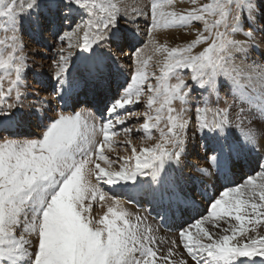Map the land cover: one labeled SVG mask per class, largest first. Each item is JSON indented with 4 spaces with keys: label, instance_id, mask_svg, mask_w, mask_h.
<instances>
[{
    "label": "snow or ice",
    "instance_id": "6c2138e0",
    "mask_svg": "<svg viewBox=\"0 0 264 264\" xmlns=\"http://www.w3.org/2000/svg\"><path fill=\"white\" fill-rule=\"evenodd\" d=\"M186 2L191 8L180 12L169 10L174 0H147L144 4L140 14L148 24L149 43L155 52L165 54L160 75L153 73L156 83H148L146 68L151 57L145 59L144 49H137L132 83L107 109L109 118L100 126L101 142L94 138L95 127L89 132L79 112H61L47 125H39L42 138L21 137L8 127L0 129V264H189L184 258L170 259L180 245L192 264H264V170L248 176L243 184L220 191L206 215L180 227L179 239L172 241L173 247L166 255L152 246L155 237L151 226L143 225L145 218L137 214L133 219V214L121 207L118 200L108 197L112 205L107 212L98 219L93 215V202L97 197L104 201L107 195L99 187L101 181L107 185L122 183L126 190L144 196L149 211L154 208L162 220L179 210L183 201L177 196L178 178L166 173L173 164L180 165L190 122L184 106L197 87L214 92L226 86L233 102L239 101L235 115L241 129L240 136L229 137L232 103L226 101L228 106L223 109H205L213 112L211 122H200L202 109L196 107L199 130H207L215 139L206 154L205 167L198 169L200 183L214 175L227 174L243 152L258 147V130L252 124L254 119L264 123V63L250 60V53L259 48L256 33L264 34V27H256L258 21L264 23V0ZM46 10L51 13L50 18L45 16ZM81 12L89 19L76 22L74 15ZM122 18L128 19L127 8L122 14L121 7L110 0H30L26 8L18 5L17 0H0V19L5 29L13 33L11 50L6 58L0 56V69L15 73L7 90L0 83V121L35 115L31 110L25 113L18 103L27 65L25 56L19 54L23 47H17L15 41L26 20L37 27H41L42 19L57 27L66 23L71 28L75 23L71 32L60 37L61 41L84 31L82 45H76L81 47V66L69 65L63 49L55 62L58 70L52 91L63 99L66 93L88 84L103 86L106 62L96 48L107 46L109 53H123L125 47H132L128 30L120 27ZM198 23L202 27H196ZM160 29H190L194 39L169 48L156 42L155 34ZM238 35L244 38L237 39ZM261 40L264 41V35ZM69 47L73 45L69 43ZM180 69L191 71L194 87L189 88L177 75ZM173 76L176 83L169 82ZM242 78L254 91L252 82L257 81L259 93L252 96L246 92ZM145 84L149 93L146 108L156 115L145 112L141 128L146 132L159 129L165 120L167 131L160 129L162 143L141 148L140 155L132 148L134 166L126 162L115 170L104 150H112L111 137L117 134L112 131L115 125L127 122L117 110H125L128 117L138 116L128 112L127 106L140 102ZM174 101L180 102L179 108L173 106ZM254 102L258 112L245 117L243 105L251 106ZM244 119L249 125L247 129L243 128ZM93 176L96 183L91 180ZM141 177H147L148 183H142Z\"/></svg>",
    "mask_w": 264,
    "mask_h": 264
},
{
    "label": "rangeland",
    "instance_id": "374dc122",
    "mask_svg": "<svg viewBox=\"0 0 264 264\" xmlns=\"http://www.w3.org/2000/svg\"><path fill=\"white\" fill-rule=\"evenodd\" d=\"M29 2L30 0H17V4L23 5L25 8ZM45 2L47 3V0H45ZM102 2H104V0H102ZM110 2L117 3L121 7L122 14L124 9L127 8L128 19H120V27L122 29L128 30L129 42L131 43L132 47H125L123 53H109L107 46H100L96 48V52L100 53L99 55L101 57L106 58V56L109 57V55L112 57L111 59L107 58L108 60L106 62L105 68L106 79L103 82L104 88H102L103 86L94 87L92 84H88L86 86H82L81 89L77 91L78 93H66L63 99L57 98L52 91L56 84L55 73L58 70L55 62L59 61L61 49H63V54L66 57H69V65L75 64L77 67L81 66L79 56L81 53V47L76 45H82L84 31L79 30L78 33L73 35L70 40L65 38L63 41H61L60 37L63 36L65 32H71L76 26L75 23L72 24L71 28H69L66 23L57 27L56 25L47 23L46 20L42 19L40 31H38L37 27L33 25V23H30L27 20L22 25L19 32V38L15 41V45L17 47H23V52L19 54L25 56L27 66L26 70L22 73L21 84L24 85V87L21 88L22 95L18 103L23 105V110L25 113L31 110L35 112V115L27 116L24 119L16 117L17 120L22 124L26 123L24 126V128H26H18L19 131H17L16 134L27 138H42L43 129L39 125H47L50 120L57 118L61 112L66 115L79 112L81 113L82 121L86 123L89 132H91L93 127H95V132L93 134L94 138L98 143L101 142L103 140V135L100 132V126L103 121H106L109 118L107 109L113 105L115 100L120 99L124 95V90L132 83L131 77L137 69L136 56L134 55L137 49H144L145 59L151 57L148 67L146 68V72L149 76L148 83L155 85L156 80L152 74L155 73L156 76L160 75V66H162V61L165 54L155 52L152 45L149 43L151 37H149L147 33L148 24L145 21V17L140 14L147 0H110ZM211 2L212 0H199L200 4ZM188 8H191V5L187 3L186 0H184V2H182V0H174V5L169 10L180 12ZM45 16L50 18L51 13L46 10ZM88 19L89 17L82 12L74 15V20L76 22H80L81 20L87 21ZM209 19L211 20L214 18L209 17ZM132 20H135V23H131L130 21ZM196 27L199 28L202 27V25L198 23ZM256 27H264V23L258 21ZM245 31H247V26H245ZM12 35L13 33L11 30H6L4 21L0 19V41H3V43H0V56L5 58L7 57V54L13 45V41L11 39ZM205 35H207V33H205ZM262 35L264 34L257 32L256 40L264 47V41L261 40ZM155 36L156 42L158 44L166 45L169 48L183 46L194 39V34L190 29H160L156 32ZM69 43H71L73 47L70 48ZM197 50H199V46ZM84 55H87V52H84ZM250 60H256L258 62L264 63V49L259 46L258 49L252 50L250 53ZM158 62H160L159 65ZM72 75H75V68H73ZM177 75L181 76L187 82L189 88L194 87V84L191 80L192 73L190 70H177ZM14 79V71L0 69V83H2V86L5 90H7L10 86V81ZM169 82L176 83L177 81L175 76H173ZM252 83L255 87V91L252 87H248V81L246 79H241V84L245 85L244 90L250 95L255 96L259 93V84L255 80ZM42 84L44 86L43 90H41ZM148 94L147 84H145L144 94L141 96L140 102L137 105L127 106L128 112L137 113L139 114L138 116L133 115L128 117L125 115V110H117V112L124 119H126L127 122L123 125H115L112 131L116 132L117 134L111 137L112 150L107 148L104 150L109 160L112 161V168L115 170H119L120 166L126 162L131 163L134 166L135 159L132 156L133 147L137 149V155H140L139 150L141 148H150L156 143H162L160 129H163L165 132L167 131L165 120L161 121L159 129L151 128L146 132L141 128L145 122V112H149V114L153 116L156 115L153 110L146 108V99ZM15 95L16 93L13 91V99L15 98ZM67 96H69V98ZM95 98L97 99L96 102L93 101ZM68 99H71L72 105L68 103ZM42 101L46 103H41ZM226 101L228 103H232L233 105L230 114L233 124L229 131H234L233 137L240 136L241 129L238 127L240 121L236 119L235 115L237 112L236 103L239 101L233 102V97L229 94V90L226 86H221L218 91L214 92L202 90L197 87L190 97V102L184 106L186 109H188L187 116L190 117V122L186 130V144L184 146V153L181 157L180 165L177 167L175 164H173V169L170 170L171 174L166 173L167 175L178 178L177 193L181 192L186 187L187 179H196L198 176V169L203 168L206 164V154L215 144V139H211V133L209 134L207 130L203 132L199 130L196 107L198 106L202 109L199 114V121L202 122L206 119L211 122L213 112L205 111V109H223L228 106ZM255 103L256 102H254L251 106L248 104L243 105L245 110L250 107L252 108L251 112L249 111L248 113L244 114L245 117L253 115V113L256 112ZM158 106L159 105H155L154 107ZM173 106L175 108H179L180 102L174 101ZM40 111L44 112L42 119L38 115ZM163 115L166 117V109ZM101 117H103V120ZM114 118L115 117L113 116V119ZM244 121L243 128L247 129L249 127L248 123H244ZM152 123H154V121H152ZM260 124V119H254L252 126L257 128ZM125 128H128L131 131L126 133L124 131ZM129 141L130 144L128 143ZM257 144L263 146V149L257 155L258 161H261L264 160L262 157L264 155V136H257ZM256 151L257 150L254 149L252 151H248V153L253 154ZM98 162L101 164V166L107 167L103 161ZM89 166L94 167V165ZM232 169L234 171L236 170L235 172L237 173L241 172V170H239L237 167H233ZM241 173H246V171ZM253 175H255V172ZM227 176H225V174L214 175L213 179L208 180L203 184L196 180L194 185L189 188L185 198L198 199V201L200 200L201 204L204 205L205 200H203L202 196L198 195V193L203 188H206L211 190V198L214 200L218 197L221 190L215 192L213 189H218L217 183L219 180L223 178L227 179ZM139 179L144 184L148 183L147 177H141ZM246 179L247 177H241V180H239L238 183L232 184L231 187L243 184ZM92 180L94 183H96L95 176L92 177ZM120 185L123 184L121 183ZM116 186L118 185H107L103 181H101L99 184L100 189L107 194V198L112 197L118 200L119 203L122 202L121 207L133 214V219L138 214L140 217L145 218L143 220V225L145 227H147L148 223L151 224L150 220H153L154 218H152L150 215L151 213L147 211L146 198L140 196V200L136 202L130 198L113 193L112 190H114ZM110 202H112L111 199ZM108 206L111 205H103V201H100L99 197H97V200L93 202V215L98 219L105 212H107ZM181 210L185 211L186 213L189 212V208L182 207ZM206 214L207 211L205 210L196 219ZM155 224L156 226L151 227L152 233L156 240L152 246L160 253L164 248L167 239H170V241L174 240L171 238H175V235L178 234L179 230L174 231V223L172 225L163 226V229L167 230V232L161 228L159 223L155 222ZM177 225H179V223ZM177 228L179 227L177 226ZM183 258L187 259L189 264H192L190 258H188L187 255H185Z\"/></svg>",
    "mask_w": 264,
    "mask_h": 264
},
{
    "label": "bare ground",
    "instance_id": "6f19581e",
    "mask_svg": "<svg viewBox=\"0 0 264 264\" xmlns=\"http://www.w3.org/2000/svg\"><path fill=\"white\" fill-rule=\"evenodd\" d=\"M33 25H35L36 27H37V25L35 24V23H33ZM37 29H38V31H40L41 30V27H37ZM237 39H243L244 37L243 36H240V35H238L237 37H236ZM259 46L262 48V49H264V47H263V45L262 44H259ZM98 55L100 54V53H97ZM253 54V53H252ZM254 55V54H253ZM100 56V55H99ZM110 56V55H109ZM254 57H256V56H254ZM107 58H109L108 56H106V58H104V60H105V62H107ZM108 64V63H107ZM106 68V67H105ZM106 72V71H105ZM102 88H104V86L102 87ZM81 89V88H80ZM80 89H78V90H80ZM77 90V91H78ZM73 92L72 94H74V93H78V92ZM68 98H69V96H67ZM66 97V98H67ZM94 102H96L97 101V99L95 98L94 100H93ZM92 101V102H93ZM68 103L69 104H71L72 105V101H71V99H68ZM47 105V104H46ZM47 107V106H46ZM256 109V112H258V108H255ZM249 112V108H247V110H245V112H244V114L245 113H248ZM43 111H40L39 113H38V115L40 116V118L42 119V117H43ZM247 117V116H246ZM45 120V119H44ZM23 122V121H22ZM245 122H247V119H245V121H244V123ZM248 123V122H247ZM23 125V126H22ZM26 125V123H21V122H19L18 120H17V118L16 119H14L13 121H7V122H3V121H0V127H15V129H12L11 130V132H17L18 131V128L19 129H25L24 128V126ZM249 126V125H248ZM256 130H258V134H257V136H259L260 134L259 133H264V124L263 123H261L257 128H255ZM10 131V130H9ZM233 132L234 131H229V137L230 138H233ZM210 134V133H209ZM261 136H264V135H261ZM211 139L213 140L214 139V137L212 136V134H211ZM215 143V142H214ZM263 149V146H261V145H258V147L256 148V152H254L253 154H249L248 153V151L246 150L245 152H243L242 153V155L240 156V158H239V160L236 162V164H235V166L234 167H237V168H239V170H241V172H245L246 171V173H237V172H235L233 169L231 170V171H229L227 174H228V176H227V174H225V176H227L228 178L226 179V178H223V179H221V180H219V182L217 183V188L218 189H213L215 192H217L218 190H224V189H226V188H228V187H231V185L232 184H234V183H238L239 182V180H241V177H248V176H250V174H252L253 175V173L255 172V174L256 173H258V172H260L262 169H264V168H262V166H264V160H261V161H258V157H257V155L259 154V152L261 151ZM263 155V154H262ZM263 157V159H264V155L262 156ZM260 158V157H259ZM205 167V166H204ZM171 169H173V167L171 166V167H169L168 169H167V173H169V174H171L170 173V170ZM250 169V170H249ZM239 172V171H238ZM242 174H245V175H242ZM198 176L196 177V179L195 178H193V179H187V184H186V187L181 191V192H179V193H177V196L178 197H180V198H182V201L183 202H180V204H179V210H177V211H174L172 214H171V216L170 217H167V218H164L163 220L161 219V217L160 216H158L157 215V213H156V211H155V209L153 208V210H151V211H149V205H148V203H147V211H149L151 214V217L152 218H154L153 220H150V222H151V224L150 223H148L147 224V226H151V227H153V226H156V224H155V222H157V223H159L160 224V226H161V228L163 229V226L164 225H172L173 223H174V225H175V227H174V231L175 230H179L180 229V227H182L183 226V224H184V226H186V225H190V224H192L195 220H196V218L197 217H199L200 216V214L202 213V212H204L205 210L206 211H208V208H209V205H210V203H211V201H212V198H211V190L210 189H206V188H203L199 193H198V195H200V196H202V199L203 200H205V204L204 205H202L201 204V201L199 200L198 201V199H187V198H185V196H186V193L188 192V190H189V188L192 186V185H194V183L196 182V180H198V182H199V178H200V173L198 172V174H197ZM170 176V175H169ZM172 177H175V176H172ZM177 178V177H176ZM214 178V176L212 177V179ZM91 180H92V177H91ZM211 180V179H210ZM92 182H93V180H92ZM94 183V182H93ZM182 183V182H181ZM214 186V185H213ZM182 187V186H181ZM202 188V187H201ZM108 189H110V188H108ZM113 191V193H116V194H118V195H122L123 197H125L124 196V193H128L129 195L128 196H126V197H129L131 200H133L134 201V197H136L137 196V198H139L140 196L142 197V195H138L137 193H135V192H131V191H128V190H126L125 188H124V186L123 185H118V186H116L115 187V189L114 190H112ZM178 191V190H177ZM144 197V196H143ZM103 205H112V202H110V199H108L107 198V196H106V199L103 201ZM120 206H122V202L120 203ZM189 208V212H188V210H187V212L188 213H186L185 211H182L181 210V208ZM174 214V215H173ZM151 218V219H152ZM154 220H155V222H154ZM179 223V225H177ZM177 226L179 227V228H177ZM164 230V229H163ZM164 231H166L167 232V230H164ZM159 237V236H158ZM170 238V237H169ZM166 239V238H165ZM171 239H174V240H178L179 239V236H178V234L177 235H175V238H171ZM174 240H172V241H174ZM156 241V240H155ZM172 241H170V239H167V242L165 243V246H164V248L161 250V252L160 253H163V254H167V252H168V249L169 248H172L173 247V244H172ZM160 246H163V245H160ZM164 251V252H163ZM185 255H187L186 254V252L183 250V247L180 245V246H178V247H176L175 249H174V255L172 256V257H170V259H172V260H176V261H178V260H180L181 258H183ZM257 259H259V258H257Z\"/></svg>",
    "mask_w": 264,
    "mask_h": 264
}]
</instances>
